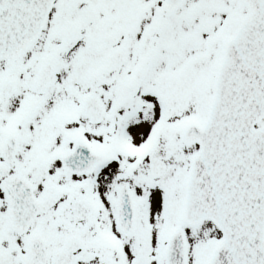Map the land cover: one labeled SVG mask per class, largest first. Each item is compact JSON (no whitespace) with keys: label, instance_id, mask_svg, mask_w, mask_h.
<instances>
[{"label":"snow or ice","instance_id":"6c2138e0","mask_svg":"<svg viewBox=\"0 0 264 264\" xmlns=\"http://www.w3.org/2000/svg\"><path fill=\"white\" fill-rule=\"evenodd\" d=\"M0 264H264V0H0Z\"/></svg>","mask_w":264,"mask_h":264}]
</instances>
